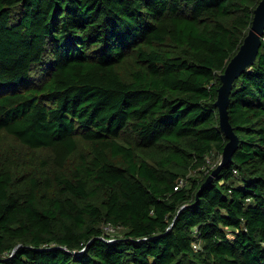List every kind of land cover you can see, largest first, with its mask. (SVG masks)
<instances>
[{"label": "trees", "instance_id": "16d2710c", "mask_svg": "<svg viewBox=\"0 0 264 264\" xmlns=\"http://www.w3.org/2000/svg\"><path fill=\"white\" fill-rule=\"evenodd\" d=\"M259 1L0 0V131L52 153L0 159V264H264V35L220 165L216 104Z\"/></svg>", "mask_w": 264, "mask_h": 264}, {"label": "water", "instance_id": "95a60500", "mask_svg": "<svg viewBox=\"0 0 264 264\" xmlns=\"http://www.w3.org/2000/svg\"><path fill=\"white\" fill-rule=\"evenodd\" d=\"M264 35V0H260L254 9V16L249 27V30L244 37L243 43L238 51L230 59L221 74L222 84L218 88V98L216 104L219 109L220 126L224 130L228 141L224 146L220 164L228 161L231 158L233 151L236 148L238 137L234 132L228 117V101L232 82L242 70H244L254 60L261 43V38ZM215 169L209 176L216 171Z\"/></svg>", "mask_w": 264, "mask_h": 264}, {"label": "rangeland", "instance_id": "374dc122", "mask_svg": "<svg viewBox=\"0 0 264 264\" xmlns=\"http://www.w3.org/2000/svg\"><path fill=\"white\" fill-rule=\"evenodd\" d=\"M129 136L124 134V138ZM51 158L52 153L49 150H30L15 138L0 131V159L14 170L17 180L27 181L32 175L42 174ZM116 231L115 228L114 230L106 229V232L112 234Z\"/></svg>", "mask_w": 264, "mask_h": 264}, {"label": "built area", "instance_id": "2783aa9c", "mask_svg": "<svg viewBox=\"0 0 264 264\" xmlns=\"http://www.w3.org/2000/svg\"><path fill=\"white\" fill-rule=\"evenodd\" d=\"M183 183H184V179H183V178H180V179H179V182H178V185L181 186ZM178 185H176L175 188H177ZM105 229H108V230H114V227H113L112 225H110V224H107V225H105ZM195 231H196V230H195ZM199 246H200L199 243H197V242H194V243H193V247H194L195 249H197Z\"/></svg>", "mask_w": 264, "mask_h": 264}]
</instances>
